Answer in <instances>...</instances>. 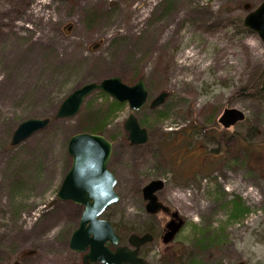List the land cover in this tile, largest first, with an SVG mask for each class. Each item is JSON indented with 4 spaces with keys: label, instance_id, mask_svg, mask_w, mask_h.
I'll return each instance as SVG.
<instances>
[{
    "label": "rangeland",
    "instance_id": "1",
    "mask_svg": "<svg viewBox=\"0 0 264 264\" xmlns=\"http://www.w3.org/2000/svg\"><path fill=\"white\" fill-rule=\"evenodd\" d=\"M263 1L0 0V264L77 260L69 240L82 211L58 197L68 143L115 99L96 91L76 116L56 113L77 88L112 76L149 90L134 112L147 143H127L126 102L100 131L117 141L120 232L158 227L149 264H264V42L244 25ZM226 108L246 119L225 127ZM28 118L51 122L12 145ZM155 178L186 221L170 243L141 197ZM237 202L245 213L234 216ZM202 237L211 240L200 248Z\"/></svg>",
    "mask_w": 264,
    "mask_h": 264
},
{
    "label": "water",
    "instance_id": "2",
    "mask_svg": "<svg viewBox=\"0 0 264 264\" xmlns=\"http://www.w3.org/2000/svg\"><path fill=\"white\" fill-rule=\"evenodd\" d=\"M244 25L255 31L264 42V1L253 11L247 14ZM96 48V46L94 47ZM104 91L119 102H127L133 111L125 122V130L129 133V140L133 145L144 144L149 135L145 127L138 121L135 111L141 110L147 103L149 91L144 79H140L134 85L123 82L121 77L113 76L105 78L100 82L85 84L61 103L56 118H72L76 116L85 99L95 91ZM168 94L163 92L150 104L156 108L164 103ZM246 115L236 108H226L220 118L225 127L235 125L244 121ZM49 118H28L23 120L13 133L12 145L17 146L26 141L34 134L42 131L50 125ZM68 153L73 158V163L66 173L58 192L60 200H72L84 205L80 226L70 239V248L76 252H89L84 258L96 261L102 260L109 264H148L145 259L138 257V248L131 250L127 247H119L112 252L107 246L108 241L116 245L120 237L114 233L113 226L99 216L112 203L119 200L118 193L114 190L115 177L107 168L111 158L112 143L101 134L77 133L69 141ZM164 187L162 180H153L143 189L144 198L147 202L146 210L150 214H157L161 210L169 208L158 201L157 191ZM183 222L175 225L172 232L164 238V242H170L180 230ZM150 235L139 237L132 235L130 244L139 247L146 241H150ZM15 264H21L16 262Z\"/></svg>",
    "mask_w": 264,
    "mask_h": 264
},
{
    "label": "flooded vegetation",
    "instance_id": "3",
    "mask_svg": "<svg viewBox=\"0 0 264 264\" xmlns=\"http://www.w3.org/2000/svg\"><path fill=\"white\" fill-rule=\"evenodd\" d=\"M124 129H125V125H124ZM126 131V130H125ZM148 131V130H147ZM127 132V131H126ZM92 133V132H90ZM100 133V132H98ZM101 134V133H100ZM128 134V137H127V143L131 146H137V145H133L131 144L130 140H129V133L127 132ZM148 135H149V138H150V134L148 132ZM111 143H112V153H111V158H110V161L107 165V168L109 169V171L114 175L115 177V185H114V190L118 193L119 195V200L115 203H112L110 204L109 206H107V208L104 210V212L99 216V219H102V220H106L108 221L109 223H111V225L113 226V230H114V233L116 235H118L120 237V241L118 242V244L114 245L112 244V242L108 241L106 243V246L112 251V252H116L117 248L119 247H127L131 250H135L138 248V257L142 258V259H145L147 261V263L149 264L147 258L145 257V252L147 250V246L153 242V240L156 238V233H157V228L156 229H153V228H147L146 230H143V232H140V233H131L130 236L128 237H125L121 232H120V228L118 226V224L116 223L115 219H117V217L119 216V213H118V210H117V207H118V203L119 201L121 200V193L119 191V185H120V177L119 175L117 174L116 170H115V167H114V156H115V149H116V144H117V141H115L113 138H109L107 136H105ZM149 138H148V141H149ZM70 141V140H69ZM147 141V142H148ZM146 142V143H147ZM145 144V143H144ZM69 145V143H68ZM139 145H143V144H139ZM124 152V151H122ZM69 154V153H68ZM70 156V155H69ZM71 158V161L73 163V158L70 156ZM72 163H71V166H72ZM70 166V168H71ZM69 168V169H70ZM68 169V171H69ZM67 171V173H68ZM153 180H162L161 178H155V179H152L150 180L148 183H146L143 187H142V190H141V197H142V200H143V203L145 205V208H146V205H147V202L144 198V194H143V189L144 187L149 184L151 181ZM164 182V181H163ZM164 187H165V183H164ZM164 187L157 191V197H158V201L161 202L164 206L168 207L169 209L167 211H163L161 210L160 212H158L157 214H150L148 213L150 216H162L161 217V221L160 223L162 224V235H161V238L163 239V242H164V238L166 237V235L169 233V232H172V228L175 226V225H178L180 224L181 222H183V225L181 226L180 230L177 232V234L174 236V238L170 241L172 242L176 236L178 235V233L182 230L184 224H185V219L184 217L176 210L174 209L166 200H164L162 198V195H161V192L163 191ZM131 189V187L129 188V190ZM67 201H70L71 205H74L76 207H79L81 209V215H80V219H79V223H78V227L80 226V221H81V218H82V215H83V212L85 210V206L84 205H81V204H78L72 200H67ZM147 211V210H146ZM119 218V217H118ZM76 228V229H77ZM75 229V230H76ZM74 230V231H75ZM73 231V232H74ZM73 234V233H72ZM71 234V235H72ZM132 235H137L139 237H143V236H146V235H150L151 236V240L149 241H146L144 242L143 244H141L139 247L135 246V245H132L130 244V238ZM71 239V237H70ZM168 242V243H170ZM165 243V242H164ZM69 247H70V240H69ZM89 249L90 248H87L86 251L84 252H76V251H73L71 248L70 250L75 253L78 258L77 260L73 263V264H109L107 262H104L102 260H96V261H91V260H87V262H84V258L85 256L87 255V253L89 252Z\"/></svg>",
    "mask_w": 264,
    "mask_h": 264
},
{
    "label": "trees",
    "instance_id": "4",
    "mask_svg": "<svg viewBox=\"0 0 264 264\" xmlns=\"http://www.w3.org/2000/svg\"><path fill=\"white\" fill-rule=\"evenodd\" d=\"M105 93L103 92V95ZM119 106H121L120 103H118V101H114L112 103V105L110 106L109 110L107 111V113L105 114H95L93 115V117L90 118L89 120V128L88 130L85 131H89L92 133H98L101 131L102 128H104L106 126V124L108 123V119L110 118V115L114 114L116 112V110L119 108ZM234 216H239L243 213H245V209H243L241 203L237 202L235 204V208H234ZM211 239L206 238V237H202L201 240H199V246L200 248L206 247L209 244V241Z\"/></svg>",
    "mask_w": 264,
    "mask_h": 264
},
{
    "label": "bare ground",
    "instance_id": "5",
    "mask_svg": "<svg viewBox=\"0 0 264 264\" xmlns=\"http://www.w3.org/2000/svg\"><path fill=\"white\" fill-rule=\"evenodd\" d=\"M211 10V9H210ZM37 13H39L40 14V12L38 11ZM187 58H194L195 59V55L194 54H192V55H189Z\"/></svg>",
    "mask_w": 264,
    "mask_h": 264
}]
</instances>
